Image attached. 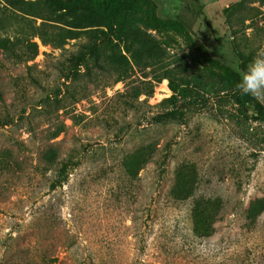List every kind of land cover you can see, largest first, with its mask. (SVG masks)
<instances>
[{
	"label": "rangeland",
	"instance_id": "rangeland-1",
	"mask_svg": "<svg viewBox=\"0 0 264 264\" xmlns=\"http://www.w3.org/2000/svg\"><path fill=\"white\" fill-rule=\"evenodd\" d=\"M154 2L159 17L182 22L240 73L264 51V0ZM42 22L0 0V38L21 44L0 49V264H264V122L230 118L229 104L172 91L167 79L153 83L155 69L130 62L120 75L121 47L104 62L112 69L65 82L86 38L45 44L19 33L63 27ZM28 42L37 55L24 61ZM170 52L177 69L188 50L179 39ZM171 109L178 119L158 124ZM147 146L151 159L130 177L122 163ZM49 150L55 170L75 163L53 190L55 170L41 165ZM177 179L191 185L187 201L170 194ZM198 201L219 202L200 234L190 217Z\"/></svg>",
	"mask_w": 264,
	"mask_h": 264
},
{
	"label": "trees",
	"instance_id": "trees-1",
	"mask_svg": "<svg viewBox=\"0 0 264 264\" xmlns=\"http://www.w3.org/2000/svg\"><path fill=\"white\" fill-rule=\"evenodd\" d=\"M1 1L26 15L41 19L42 24L63 25L54 35H48L46 30H42L41 25L26 32L19 29L20 34L27 33L29 37H37L45 44L62 43L67 38H86V42L70 57L67 67L62 72L61 78L65 82L79 77L91 78L93 72L97 70L112 69L108 64L105 66L104 62L108 54H115L116 49L121 47L126 56L120 55L122 62L115 69L120 75L131 70L130 62L139 70L155 69L152 75L153 83L167 79L172 91L190 95L200 93L229 104L233 110L227 113L230 118H251L264 122V105L256 97L239 94L235 88L242 73L212 58L202 45L194 42L182 22L159 17L154 0H41V4H38V0ZM179 39L188 50L187 58L176 59L177 69H172L169 60L173 58L174 53L170 52V41L177 42ZM19 45L21 44L18 35L14 40L0 38V49L11 54H14L15 48ZM26 52L28 54L23 60H32L37 55V44L28 42ZM240 68L242 72L246 69L244 65ZM58 95L59 91L55 97ZM174 99L171 96L163 99L161 103L173 102ZM38 104L45 105V102L41 101ZM247 112H251V115ZM178 114L177 109L167 110L157 115L155 120L158 124H167L177 120ZM147 147L126 157L122 163L130 177L135 174L136 168L145 165L151 159L153 150ZM72 164L75 163L62 162L55 170L54 167L58 165L56 153L53 150L46 152L41 165L46 172L55 170L49 180L51 190L66 182L67 171ZM177 180L175 185H172L170 194L175 201H187L191 194L188 191L191 185L187 179ZM218 204V201H198L196 205L199 209L197 207L190 209L193 231L196 234H200L199 229L209 227L217 211L214 207ZM45 257L41 256L42 261H45Z\"/></svg>",
	"mask_w": 264,
	"mask_h": 264
},
{
	"label": "clouds",
	"instance_id": "clouds-1",
	"mask_svg": "<svg viewBox=\"0 0 264 264\" xmlns=\"http://www.w3.org/2000/svg\"><path fill=\"white\" fill-rule=\"evenodd\" d=\"M235 88L241 95L264 98V51L248 64Z\"/></svg>",
	"mask_w": 264,
	"mask_h": 264
}]
</instances>
